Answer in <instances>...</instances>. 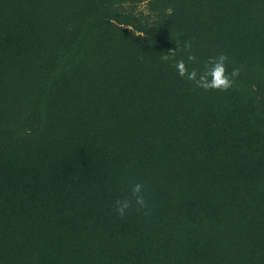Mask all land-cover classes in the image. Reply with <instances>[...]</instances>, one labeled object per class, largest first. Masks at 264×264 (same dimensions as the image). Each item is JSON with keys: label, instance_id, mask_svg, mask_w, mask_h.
Wrapping results in <instances>:
<instances>
[{"label": "trees", "instance_id": "obj_1", "mask_svg": "<svg viewBox=\"0 0 264 264\" xmlns=\"http://www.w3.org/2000/svg\"><path fill=\"white\" fill-rule=\"evenodd\" d=\"M0 264H264V0H0Z\"/></svg>", "mask_w": 264, "mask_h": 264}, {"label": "clouds", "instance_id": "obj_2", "mask_svg": "<svg viewBox=\"0 0 264 264\" xmlns=\"http://www.w3.org/2000/svg\"><path fill=\"white\" fill-rule=\"evenodd\" d=\"M179 46L176 45L175 50H169L173 57L176 54V50ZM186 58L175 61L174 68L177 75L181 79H185L194 85L196 89H200L204 92L208 91H228L233 87L235 79L239 77L241 69L239 67L232 68L231 72L228 71L226 64L229 61V57L226 54H220L218 56H209L207 61L203 65L201 71H197L195 68L189 69V64H195L197 62V56L192 52L191 42L185 43ZM161 60L167 62L169 55L165 54L161 57ZM143 211L145 215H149L151 212V206L148 204L145 193L144 185L140 182L132 183L130 188V195L119 198L115 201V212L123 217L129 211L133 209Z\"/></svg>", "mask_w": 264, "mask_h": 264}, {"label": "rangeland", "instance_id": "obj_3", "mask_svg": "<svg viewBox=\"0 0 264 264\" xmlns=\"http://www.w3.org/2000/svg\"><path fill=\"white\" fill-rule=\"evenodd\" d=\"M142 6V5H141Z\"/></svg>", "mask_w": 264, "mask_h": 264}]
</instances>
